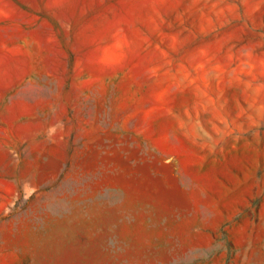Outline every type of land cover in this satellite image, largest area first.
I'll use <instances>...</instances> for the list:
<instances>
[{
    "label": "rangeland",
    "instance_id": "1",
    "mask_svg": "<svg viewBox=\"0 0 264 264\" xmlns=\"http://www.w3.org/2000/svg\"><path fill=\"white\" fill-rule=\"evenodd\" d=\"M0 264H264V0H0Z\"/></svg>",
    "mask_w": 264,
    "mask_h": 264
}]
</instances>
